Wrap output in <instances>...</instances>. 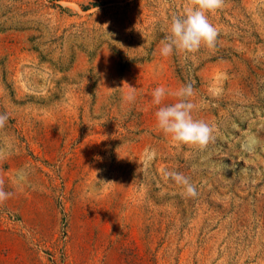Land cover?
<instances>
[{
  "label": "rangeland",
  "instance_id": "rangeland-1",
  "mask_svg": "<svg viewBox=\"0 0 264 264\" xmlns=\"http://www.w3.org/2000/svg\"><path fill=\"white\" fill-rule=\"evenodd\" d=\"M190 7L0 0V264H264V0L210 13L214 49L162 56ZM184 84L204 149L156 125L177 98L153 90Z\"/></svg>",
  "mask_w": 264,
  "mask_h": 264
},
{
  "label": "clouds",
  "instance_id": "clouds-1",
  "mask_svg": "<svg viewBox=\"0 0 264 264\" xmlns=\"http://www.w3.org/2000/svg\"><path fill=\"white\" fill-rule=\"evenodd\" d=\"M225 0H190L191 7L184 15H173L167 29V34L161 41L162 56H171L181 52L195 53L202 47L214 49L218 43L219 31L210 20V13H215L224 6ZM195 95L191 84H184L175 91L164 86L156 87L153 92V103L161 105L167 96H175L176 102L158 107L155 112L156 125L172 142L200 149L215 140V128L204 120L194 117L197 105L192 102ZM129 99H132L130 96ZM9 120V114L0 113V129ZM156 150L152 149L149 158H155ZM168 178L183 189L182 195L195 198L197 189L191 179L183 173L173 171ZM12 193L5 191L4 180L0 178V204L11 197Z\"/></svg>",
  "mask_w": 264,
  "mask_h": 264
}]
</instances>
